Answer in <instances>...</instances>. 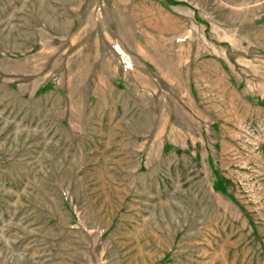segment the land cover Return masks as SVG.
<instances>
[{
  "label": "rangeland",
  "instance_id": "obj_1",
  "mask_svg": "<svg viewBox=\"0 0 264 264\" xmlns=\"http://www.w3.org/2000/svg\"><path fill=\"white\" fill-rule=\"evenodd\" d=\"M0 264H264V0H0Z\"/></svg>",
  "mask_w": 264,
  "mask_h": 264
}]
</instances>
